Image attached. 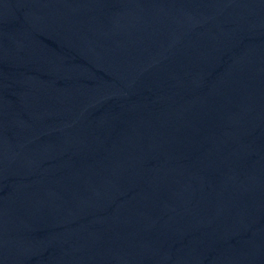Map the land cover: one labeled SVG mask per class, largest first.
<instances>
[{
    "label": "water",
    "instance_id": "95a60500",
    "mask_svg": "<svg viewBox=\"0 0 264 264\" xmlns=\"http://www.w3.org/2000/svg\"><path fill=\"white\" fill-rule=\"evenodd\" d=\"M0 264H264V0H0Z\"/></svg>",
    "mask_w": 264,
    "mask_h": 264
}]
</instances>
